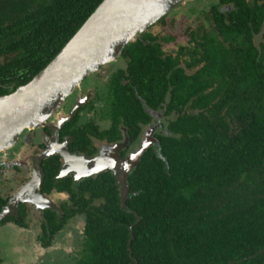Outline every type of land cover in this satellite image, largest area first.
<instances>
[{
    "label": "trees",
    "instance_id": "16d2710c",
    "mask_svg": "<svg viewBox=\"0 0 264 264\" xmlns=\"http://www.w3.org/2000/svg\"><path fill=\"white\" fill-rule=\"evenodd\" d=\"M101 2L0 0V96L44 69ZM165 40L141 34L121 53L138 96L152 108L165 101L166 74L176 64L161 51ZM173 73L172 107L189 103L193 110L174 112L169 135L157 134L155 151H144L128 172L125 208L113 175L74 184L55 179L52 163L43 166V192L70 195L60 219L44 212L43 231L57 234L74 216L85 219L83 249L72 264H264V69L253 72L257 87L234 97L218 87L202 94L198 76ZM118 86L109 94L112 129L97 136L115 141L123 126L133 142L152 112L135 108V91ZM75 135L73 147L86 149V135ZM4 205L0 197V212Z\"/></svg>",
    "mask_w": 264,
    "mask_h": 264
},
{
    "label": "flooded vegetation",
    "instance_id": "af4514ba",
    "mask_svg": "<svg viewBox=\"0 0 264 264\" xmlns=\"http://www.w3.org/2000/svg\"><path fill=\"white\" fill-rule=\"evenodd\" d=\"M180 19L182 30L179 31V35L177 29L172 33H167L175 28H171V25L179 22ZM145 33L151 34V37L165 38L166 40L161 42V51L166 55V58L176 62L173 66L174 69L166 74L168 92L165 94V101H161L159 106L152 108L149 103L147 105V100L145 102L138 96L136 92L138 88L133 82L134 78L128 72V59L120 55L116 60L104 65L98 72L89 74L82 80L79 87L73 89L64 100L58 114L47 119L46 123L50 124L52 129L43 127L30 132L25 131L18 137L11 149L0 153V171L2 168H6V171L11 172L8 174L16 173L14 178H16V182H19L13 190L15 192L9 198H3L0 195L5 200L3 207L8 204L15 193H20L27 187L26 196H24L26 202H20L16 216L12 215L3 219L4 223L0 225L9 226L11 229L17 228L21 233L17 235L19 242L23 244V232L28 229V219L35 212L38 214L39 231L34 230V237L33 234L29 235L28 239L24 236L25 241H29L33 245V253L22 249L24 256L33 255L30 263L45 259L50 263L62 261L65 264H72L79 258L83 249L86 223L81 215L70 219L65 224V228L57 234L51 235L48 231H43L42 226L46 221L43 216L44 212H56L60 219L62 206L70 204V195L65 191L43 192V166L46 163L57 166L58 171L55 179H66V182L71 179L75 184L88 178L79 175V173L83 174L84 170L66 169L61 155L55 153L58 152L57 150L65 153L64 149H66L70 155L90 159L100 158L104 153L111 157L118 153L119 157L126 160L139 151L149 131L152 140L145 151H155L158 143L156 135H169L168 126L173 113L177 110L183 113L193 110L189 103L172 107L171 96L174 84L170 83L171 80L169 82V78L176 76L173 73L174 70L180 72L182 80H191L198 76L203 88L202 94L205 95L209 94L211 90L216 92L218 87L222 93H228L234 97L238 92L243 94L244 91H250L257 87L258 82L255 84L251 82V79L254 71L264 69V0H184L141 34ZM141 34L137 35L134 42ZM146 42L150 43V40L148 39ZM83 82H85L84 85H82ZM118 82L123 90L131 88V91H135V108L140 105L146 113L152 112V114L147 113L146 123H138L141 134L133 142L129 139L127 130L123 126L119 127L120 138L115 141L97 136L98 132H110L112 129L113 121L107 117V112L111 108L108 103L109 94L112 87H116ZM236 85L243 89H238ZM191 101L192 99H190ZM59 119H65L60 128L57 126ZM92 127H95L96 130L93 131ZM77 131L86 135L87 146L86 149L85 146L82 147V150L85 149L83 151L73 147L76 143L75 133ZM116 146L121 148L115 150ZM46 152L48 154H45ZM37 163L43 173L40 190H37L39 184L37 182L33 186H28L29 182L33 180ZM101 173L113 175L108 168L98 174ZM13 185L14 183L11 188ZM56 195L60 197H54ZM37 200H40L41 204ZM20 207L24 211L23 226L15 222L20 220ZM10 212L13 211L10 209ZM69 222L70 225H68ZM76 224H78L76 227L81 231L80 235L75 234L74 238L72 237V242L79 241L80 251L74 255L64 250L61 238L68 226L72 227ZM0 264H3L1 256Z\"/></svg>",
    "mask_w": 264,
    "mask_h": 264
},
{
    "label": "water",
    "instance_id": "95a60500",
    "mask_svg": "<svg viewBox=\"0 0 264 264\" xmlns=\"http://www.w3.org/2000/svg\"><path fill=\"white\" fill-rule=\"evenodd\" d=\"M184 0H102L81 27L69 39L59 53L27 84L14 92L0 96V153L11 149L25 131L49 127L46 121L58 114L66 97L89 74L98 72L104 65L116 60L138 34L143 33L161 17L170 13ZM60 120V119H59ZM65 119L58 122L59 128ZM55 129H57L55 127ZM56 136L57 133L55 132ZM149 131L139 151L123 160L118 153L113 157L104 153L100 158H79L57 150L64 160L65 168L77 165L85 171L82 177L96 175L108 168L113 173L120 192V205L125 208L128 197L126 179L129 170L137 166L138 160L151 142ZM156 141V140H155ZM122 146V145H121ZM121 148L116 146L115 150ZM50 154V151H48ZM47 152L45 154H48ZM102 160V161H101ZM78 175V177H79ZM43 178L39 163L28 184L37 182L40 190ZM26 188L15 193L0 212V222L16 216L20 202H26ZM41 204V201L37 200ZM10 209L13 212H10ZM132 226L129 227L131 243ZM262 252V251H261ZM132 252L130 251V256Z\"/></svg>",
    "mask_w": 264,
    "mask_h": 264
},
{
    "label": "rangeland",
    "instance_id": "374dc122",
    "mask_svg": "<svg viewBox=\"0 0 264 264\" xmlns=\"http://www.w3.org/2000/svg\"><path fill=\"white\" fill-rule=\"evenodd\" d=\"M0 13H1V11H0ZM8 13H9V11H8ZM181 23H182V21L180 19L179 22L177 21L174 25H171V28H174V27L175 28L170 30V31H167V33H172L177 29L178 35H179V31L182 30L181 29ZM165 33H166V31H165ZM4 61H5V58L0 57V64ZM84 84H85V82H83L82 85H84ZM8 173H11V172L6 171V168H2L0 171V174H1V177H0V195L3 198H9L15 192L13 190L15 189L16 186H18V183H19V182H16V178H14V177H16V173H12V175H10ZM94 176L95 175H91L89 177H94ZM13 183H14L13 188H11ZM54 197H60V196L56 195ZM38 223H39L38 222V214H37V212H35V214L32 215L28 219V222H27L28 229L23 232L24 233L23 238H22L23 244H21V242H19V238L17 235L20 232L17 228L11 229L9 226L0 225V256L3 259V264H65L62 261H58L56 263H50V262H47L45 259H43L41 261H37L35 263H30V259H31V257H33V255L28 254V255L24 256V252L22 249H26V250H28V252L31 251L33 253V251H32L33 245L29 241H25L24 236H26L28 239V236L33 234V237H34V235H35L34 230L39 231ZM68 225H70V222L68 223ZM76 226H78V224L73 225L72 227L68 226L67 229L68 228H70V229H68V230L66 229L65 230L66 232L63 233L62 238H61V245L63 246L64 250H66L69 253H72L74 255L80 251L79 241L77 240L75 242H72V239L74 238L73 236L75 234L80 235L81 229L77 228ZM73 229H74V232H73Z\"/></svg>",
    "mask_w": 264,
    "mask_h": 264
},
{
    "label": "bare ground",
    "instance_id": "6f19581e",
    "mask_svg": "<svg viewBox=\"0 0 264 264\" xmlns=\"http://www.w3.org/2000/svg\"><path fill=\"white\" fill-rule=\"evenodd\" d=\"M102 161V160H101ZM77 165H75V166H73V165H70L68 168H74L75 170H78V171H80L81 170V168L80 167H76ZM67 168V169H68ZM82 171V170H81Z\"/></svg>",
    "mask_w": 264,
    "mask_h": 264
}]
</instances>
